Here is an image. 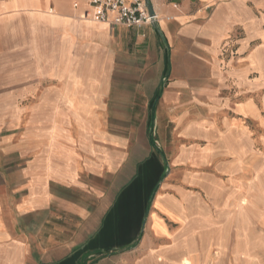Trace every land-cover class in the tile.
I'll use <instances>...</instances> for the list:
<instances>
[{
    "label": "crops",
    "instance_id": "0c3cea01",
    "mask_svg": "<svg viewBox=\"0 0 264 264\" xmlns=\"http://www.w3.org/2000/svg\"><path fill=\"white\" fill-rule=\"evenodd\" d=\"M89 1L0 0V264H264V0Z\"/></svg>",
    "mask_w": 264,
    "mask_h": 264
},
{
    "label": "built area",
    "instance_id": "2783aa9c",
    "mask_svg": "<svg viewBox=\"0 0 264 264\" xmlns=\"http://www.w3.org/2000/svg\"><path fill=\"white\" fill-rule=\"evenodd\" d=\"M88 5L85 17L108 23L112 28L153 25L159 19L156 11L150 13L146 0H90Z\"/></svg>",
    "mask_w": 264,
    "mask_h": 264
},
{
    "label": "water",
    "instance_id": "95a60500",
    "mask_svg": "<svg viewBox=\"0 0 264 264\" xmlns=\"http://www.w3.org/2000/svg\"><path fill=\"white\" fill-rule=\"evenodd\" d=\"M146 2L148 4V8H149L150 13L152 15L155 14V9H154L152 2L150 0H146ZM154 25L157 26V21L154 23Z\"/></svg>",
    "mask_w": 264,
    "mask_h": 264
}]
</instances>
